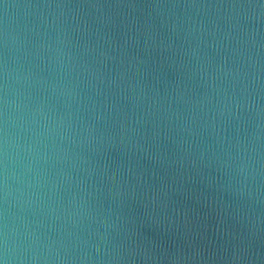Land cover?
<instances>
[{
	"label": "water",
	"instance_id": "water-1",
	"mask_svg": "<svg viewBox=\"0 0 264 264\" xmlns=\"http://www.w3.org/2000/svg\"><path fill=\"white\" fill-rule=\"evenodd\" d=\"M0 264H264V0H0Z\"/></svg>",
	"mask_w": 264,
	"mask_h": 264
}]
</instances>
